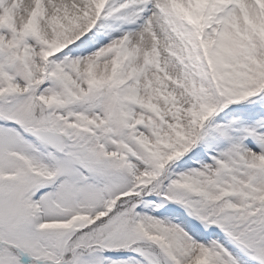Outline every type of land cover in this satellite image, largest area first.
I'll list each match as a JSON object with an SVG mask.
<instances>
[{"label": "snow or ice", "instance_id": "6c2138e0", "mask_svg": "<svg viewBox=\"0 0 264 264\" xmlns=\"http://www.w3.org/2000/svg\"><path fill=\"white\" fill-rule=\"evenodd\" d=\"M0 264H264V0H0Z\"/></svg>", "mask_w": 264, "mask_h": 264}]
</instances>
